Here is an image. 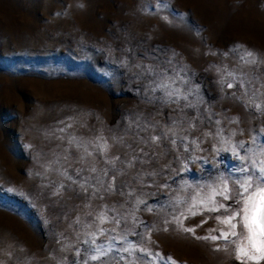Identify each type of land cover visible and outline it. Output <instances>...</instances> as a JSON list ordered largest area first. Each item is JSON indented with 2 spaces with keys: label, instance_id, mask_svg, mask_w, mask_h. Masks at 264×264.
I'll return each instance as SVG.
<instances>
[{
  "label": "rangeland",
  "instance_id": "1",
  "mask_svg": "<svg viewBox=\"0 0 264 264\" xmlns=\"http://www.w3.org/2000/svg\"><path fill=\"white\" fill-rule=\"evenodd\" d=\"M241 164L264 0H0V264H264L220 238Z\"/></svg>",
  "mask_w": 264,
  "mask_h": 264
},
{
  "label": "snow or ice",
  "instance_id": "2",
  "mask_svg": "<svg viewBox=\"0 0 264 264\" xmlns=\"http://www.w3.org/2000/svg\"><path fill=\"white\" fill-rule=\"evenodd\" d=\"M247 55L252 56V53L249 52ZM239 147L243 148L244 146L241 143ZM238 171L242 174L237 178L239 188L236 203L240 204V207L232 208L230 214L222 221L228 226V232L222 231L220 238L226 240L229 235H237L235 231L237 224L233 221L239 217V223L243 225L246 232L242 239L247 241V245L239 248L238 255L251 260H258L264 258V166L256 167L255 165L245 166L241 164ZM228 191L225 185L219 194L228 199ZM220 207L224 206L220 205ZM211 238L217 239V237ZM255 253H259V257ZM91 258L92 260L97 259L96 256Z\"/></svg>",
  "mask_w": 264,
  "mask_h": 264
}]
</instances>
